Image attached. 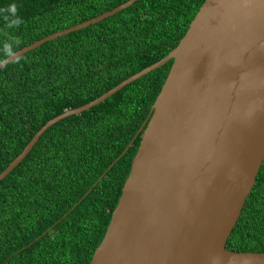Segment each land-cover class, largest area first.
<instances>
[{"label": "trees", "instance_id": "trees-1", "mask_svg": "<svg viewBox=\"0 0 264 264\" xmlns=\"http://www.w3.org/2000/svg\"><path fill=\"white\" fill-rule=\"evenodd\" d=\"M129 1L0 0V64ZM205 2L141 0L1 69L0 175L49 121L167 57ZM173 64L50 128L0 182V264H91L123 195L142 135L122 154L150 118ZM227 248L264 253V164Z\"/></svg>", "mask_w": 264, "mask_h": 264}, {"label": "water", "instance_id": "water-1", "mask_svg": "<svg viewBox=\"0 0 264 264\" xmlns=\"http://www.w3.org/2000/svg\"><path fill=\"white\" fill-rule=\"evenodd\" d=\"M139 1L46 37L10 56L0 70ZM172 60L150 118L122 154L142 135L123 195L91 264H264V253L227 248L264 164V0H206L167 57L49 121L0 175V182L50 128L106 102Z\"/></svg>", "mask_w": 264, "mask_h": 264}]
</instances>
